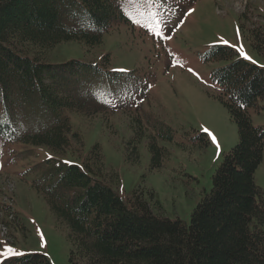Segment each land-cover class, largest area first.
<instances>
[{
  "label": "trees",
  "instance_id": "obj_1",
  "mask_svg": "<svg viewBox=\"0 0 264 264\" xmlns=\"http://www.w3.org/2000/svg\"><path fill=\"white\" fill-rule=\"evenodd\" d=\"M161 1L181 8L193 2ZM130 6L128 0H0V163L7 146L18 141L58 154L76 152L82 158L59 164L33 182L69 229L71 264H264V189L255 181L264 156V125L255 126L250 114L251 108L264 111V67L232 46L214 45L207 58L226 61L213 70L212 79L221 88L220 101L237 124L240 140L225 153L212 189L194 209L190 223L156 212L162 208L153 189L138 185L121 195L120 174L106 169L99 143L83 157V137L74 131L69 112L96 115L110 106H125L126 101L110 103L109 88H124L127 83L118 81L134 71L112 69L109 53L100 62L50 63L47 56L69 41L92 50L116 25L133 23ZM247 39L264 56V25L250 28ZM142 130L138 121L128 147L134 161L140 158ZM157 134L168 140L174 136L168 126ZM150 137L151 168L159 169L168 151L156 135ZM197 137L201 147L211 142L207 132ZM2 264L51 261L29 252Z\"/></svg>",
  "mask_w": 264,
  "mask_h": 264
},
{
  "label": "rangeland",
  "instance_id": "obj_2",
  "mask_svg": "<svg viewBox=\"0 0 264 264\" xmlns=\"http://www.w3.org/2000/svg\"><path fill=\"white\" fill-rule=\"evenodd\" d=\"M128 1L132 24L116 25L92 50L80 41L63 42L49 51L47 60L100 62L109 53L112 69L134 71L132 77L118 81L127 83L124 88L118 84L109 88L119 90L109 101L126 99L124 108L96 115L69 112L74 131L83 137V157L99 143L106 169L120 174L121 195L127 196L138 185L153 189L162 208L156 212L190 223L194 209L212 189L213 174L225 153L240 140L237 124L220 101L221 88L212 79L213 70L226 61L208 59L207 53L214 45H230L264 67V56L247 39L250 28L264 25V0H187L192 3L185 8L161 0ZM106 86L101 82V88ZM250 114L255 126L264 125V111L251 108ZM138 121L143 138L138 144L140 158L134 161L128 147ZM161 126L173 130V140L157 134ZM198 132L209 134L207 147L198 144ZM153 134L168 151L159 169L151 168ZM2 160L0 205L7 200L16 213L0 212V264L29 252L46 255L51 264H71L69 229L33 182L59 164L82 158L76 152L58 154L49 147L18 141L7 146ZM255 181L264 189V156ZM8 247L14 252H7Z\"/></svg>",
  "mask_w": 264,
  "mask_h": 264
},
{
  "label": "snow or ice",
  "instance_id": "obj_3",
  "mask_svg": "<svg viewBox=\"0 0 264 264\" xmlns=\"http://www.w3.org/2000/svg\"><path fill=\"white\" fill-rule=\"evenodd\" d=\"M213 140H215V137H213ZM217 147L219 148L218 144H217ZM7 252L12 253V252H14V250L11 247H8Z\"/></svg>",
  "mask_w": 264,
  "mask_h": 264
}]
</instances>
